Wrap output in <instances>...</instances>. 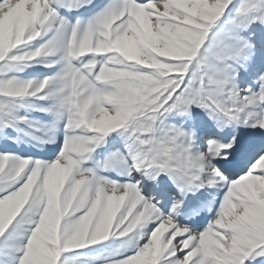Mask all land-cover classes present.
<instances>
[{
  "label": "snow or ice",
  "instance_id": "6c2138e0",
  "mask_svg": "<svg viewBox=\"0 0 264 264\" xmlns=\"http://www.w3.org/2000/svg\"><path fill=\"white\" fill-rule=\"evenodd\" d=\"M0 264H264V0H0Z\"/></svg>",
  "mask_w": 264,
  "mask_h": 264
}]
</instances>
